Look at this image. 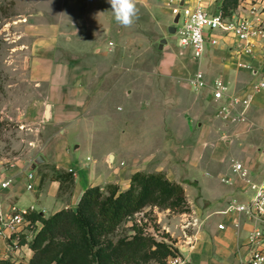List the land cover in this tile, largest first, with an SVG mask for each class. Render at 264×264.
<instances>
[{"label": "crops", "instance_id": "obj_1", "mask_svg": "<svg viewBox=\"0 0 264 264\" xmlns=\"http://www.w3.org/2000/svg\"><path fill=\"white\" fill-rule=\"evenodd\" d=\"M52 1L26 0V6L22 11L26 15L24 18H28V20L40 19L42 22L48 23L61 20L76 21L77 12H71L65 14V16L60 12L57 13V10L54 9L55 4ZM90 1L86 0L84 3L89 6ZM107 2L108 0H96V5L102 7V14L95 19L103 26L99 31L98 39H102L104 31H108L112 27V24H109L108 21V14L106 16L104 14L105 10L109 12L105 8ZM220 2L221 0L216 1L219 7ZM111 14L113 18V13L111 12ZM232 15L235 18L246 19L252 23L261 22L264 27V0H241ZM84 17L85 20H90L88 10ZM60 34L62 33L57 28H53L51 24L35 25L33 27L28 34L32 41L27 48V65L31 70L29 82L33 83H30V86L35 93L22 95L17 103L12 102L0 109V121L15 120L18 126L22 127L20 129L27 128L35 134V137L27 141L25 149H28V152L25 156L17 157L16 161L6 165H3L0 161V182L10 181L7 187L0 189L1 209H7L11 204L18 207L33 205L37 212L44 217H48L62 208L76 206L82 192L89 186L105 185L106 183L116 184L118 176L121 174V169L116 168L114 170L113 167H109L103 161V157L106 156L108 160L109 155L108 152L104 151L105 148H101V153H103L101 162L106 166V169L100 171L97 169L99 162L97 158L93 159L94 167L90 166L87 162L89 159L86 158L87 161L77 159L66 147L67 144L63 142L64 132L75 126V124L87 120L90 109L86 110L87 113L85 114L81 110L79 111L80 107L81 109L87 107L86 102L88 100L82 89L71 96L66 91L65 84L64 89L61 87L57 91V85H61L62 81L67 80L66 70L70 67L66 63L61 64L62 62L57 58L56 46ZM87 36H90V34L87 33ZM219 36L218 45L206 48L203 56L198 59L192 58L186 51L185 53L182 52L183 56L176 57V61L171 63V74L176 78L186 79L191 73L201 71L208 82L216 77L224 79L232 92L246 87L252 76L245 69L238 67L237 63L239 61L251 63L258 71L264 69V35L252 36L248 40L247 48L251 51L250 55L245 54L244 42L237 40L232 35ZM98 39H96V42L98 41L96 45L101 43ZM101 48L102 46H98L95 51ZM106 48H111L108 43ZM85 68V66H82V69ZM74 81L76 82L77 78L73 79ZM183 85L193 92H189L192 97L190 106L188 105L187 109H183L178 113L176 118L171 117L170 119L167 115V122L171 123L181 119L180 121L184 123L182 134H184V137L192 136V141H189L186 145V149H191L192 152L188 161L195 163L206 154V157H208L207 165L213 167L205 172L208 177L201 180L188 179V176L184 179H171L162 167L152 166L149 161H135L131 166L125 165L123 168V170L129 171V176L119 189L123 190L128 187L129 177L134 171L164 172L170 180H174L183 186L189 207L187 214L194 218L196 223L194 227L183 231L181 228V222L184 219L183 214H179V222H171L173 219L163 218L156 207L144 208V211L152 210L157 214L158 224L164 232L169 234L168 242L174 247H179L182 254L192 264H237L248 253L246 237L248 232L257 225V222L241 213H223L221 211L225 210L231 200L237 202L248 201L253 196L250 182H264V89L254 95L245 121L225 123L221 120L224 124H219L218 128L216 125L218 102L212 99L210 88L205 87L198 89L199 92H195L196 90L187 84L183 83ZM61 90L62 93H60ZM174 98L178 102L180 101L179 96ZM188 98L190 99V95H187L186 99ZM48 104L50 105L48 118L50 122L42 124L44 120H48L44 118L46 105ZM188 113L190 114L188 115ZM193 121L196 123V129L191 127ZM58 131L60 138L55 142V151L51 152L50 156L46 155L44 142L50 136H55ZM215 131L218 134L219 131L222 134H227L224 135L225 144L229 142V145H233L239 156L237 159L231 158L228 162L230 175L224 173L225 170L220 163L221 157L219 155L209 156L206 153L210 146L215 145L214 142L210 141L212 139L211 134L213 135ZM79 147H74V152ZM105 150L112 151L116 159L114 148L107 146ZM38 155L44 157L43 164L41 163L43 166L51 164L56 168L74 172V184L69 191L60 193V183L58 181L49 178L42 179V173L47 170L40 172V164L34 170L31 169L32 163ZM234 160L239 161L245 167L246 176H241L240 173L233 171L232 161ZM151 167H154L153 170H148ZM30 172L33 173L32 180L27 178ZM28 184L31 185V188H28ZM188 188L193 190L190 191ZM233 219L239 221L238 228L232 226ZM219 223L224 224V229L217 227ZM177 224H179V228H177ZM35 225L39 226L40 223L37 222ZM25 234L24 238L29 242L33 236L29 235L28 229ZM4 248L5 244L2 243L0 256L3 254ZM31 256L32 250L28 248L27 244H20V247L13 251V257H18L20 260L27 261Z\"/></svg>", "mask_w": 264, "mask_h": 264}, {"label": "rangeland", "instance_id": "obj_2", "mask_svg": "<svg viewBox=\"0 0 264 264\" xmlns=\"http://www.w3.org/2000/svg\"><path fill=\"white\" fill-rule=\"evenodd\" d=\"M25 1L0 0V109L12 102L17 103L22 95L35 93L30 86L32 82H29L31 70L27 65V48L32 39L28 34L35 25L51 24L62 33L57 40V58L61 64L70 66L66 70L67 80L57 85V91L61 87L64 89L65 84L66 91L71 96L82 89L88 100L87 107H80L79 111L85 114L86 110L90 109L87 120H83L85 124L83 121L75 124L63 135V142L77 159L87 161L88 158V165L94 167L93 159L97 158V169L104 171L106 166L101 162V148H114L116 159L113 157L112 161H108L105 156L103 161L114 170L121 169L116 182L118 187H121L129 176V171L123 168L125 165L131 166L135 161H149L152 166L162 167L171 179H184L188 176V179L201 180L208 177L205 172L213 167L207 165L206 154L195 163L188 161L192 152L191 149H186V145L192 141V136L184 137L182 134L184 123L181 119L167 122V115L170 119L176 118L178 113L190 106L192 97L189 92L193 93L183 85H188L187 79L176 78L170 71L171 63L176 61V57H182V52L185 53V50L177 46L174 36L167 31L173 19L171 9L156 1L137 0L139 18L131 27H122L115 22L114 17L112 18L111 5L107 2L105 8L109 12L105 10L104 14H108L112 27L104 31L102 39H98L103 26L95 19L102 14V7L96 5V0H91L89 6L84 3L86 0H53L57 13L65 16L77 12L78 17L76 21L61 20L50 23L24 18L26 15L22 11L26 6ZM87 10L90 20H85L84 17ZM87 33L90 36H87ZM96 39L101 43L96 45ZM161 39L166 42L159 48ZM109 42H112V45L107 49ZM98 46L102 48L95 51ZM210 47L207 45L206 48ZM82 66L86 68L82 69ZM76 78L73 86V79ZM187 95H190V99H186ZM177 96L179 102L174 98ZM49 122L50 119L44 120L42 124ZM221 123L224 124L217 117L218 128ZM191 127L196 129L194 121L191 122ZM20 128L22 127H19L15 120L1 122L0 161L3 165L16 161L17 157L25 156L28 152V149H25L27 141L35 137L29 129ZM224 135L227 134H222L221 131L219 134L217 131L211 134L210 141L215 145L210 146L206 153L209 156L219 155L224 173L230 175L228 162L231 158L237 159L239 156L233 145H229V142L225 144ZM58 138L59 131L44 142L46 155L50 156L51 152L55 151L54 145L56 146ZM75 146L80 147L74 152ZM105 149V152L113 154ZM234 162L239 161L234 160L232 164ZM42 164L39 165L40 172L48 170V165L51 166ZM184 183L188 184L185 181ZM69 190L65 189L64 192ZM156 208L163 218L173 219L171 222H179V214H187V211ZM157 217L152 210L143 209L122 223L110 237L116 240L131 236L139 230L168 241L169 234L161 229ZM163 261L153 259L139 264H163Z\"/></svg>", "mask_w": 264, "mask_h": 264}, {"label": "trees", "instance_id": "obj_3", "mask_svg": "<svg viewBox=\"0 0 264 264\" xmlns=\"http://www.w3.org/2000/svg\"><path fill=\"white\" fill-rule=\"evenodd\" d=\"M240 1L221 0V14L232 16ZM41 178L58 181L60 193L74 184L72 170L54 165H48ZM148 206L189 211L180 183L162 171L137 170L131 173L126 189L120 190L114 183L87 187L76 211L62 208L48 217L37 211L30 213L27 218L36 226V232L29 242L24 237L19 242L27 244L32 256L27 261L0 257V264H139L153 259L166 264L172 254V245L167 241L139 230L116 240L110 237L122 223Z\"/></svg>", "mask_w": 264, "mask_h": 264}, {"label": "built area", "instance_id": "obj_4", "mask_svg": "<svg viewBox=\"0 0 264 264\" xmlns=\"http://www.w3.org/2000/svg\"><path fill=\"white\" fill-rule=\"evenodd\" d=\"M171 9L174 17L179 13V20L175 24L174 39L177 46L192 58H200L205 53L207 45L215 47L219 43V35H232L237 40L245 43L246 55H250L247 48L248 40L252 36H263L264 27L261 22L252 23L246 19L223 16L217 0H152ZM182 2V5L180 4ZM109 46L112 42H109ZM237 66L250 73L252 79L246 87L238 91H230L224 79L216 77L208 82L204 73L195 71L188 75V85L195 90L209 87L212 99L218 102L216 116L225 123H237L246 120V114L252 104L255 94L264 89V69L258 71L251 63L238 62ZM88 159V158H87ZM233 171L246 176L247 171L240 162L233 163ZM28 180L33 179V173L27 175ZM9 180L0 182V189L9 184ZM250 189L253 196L246 202L231 200L228 202L223 213H241L245 217L254 219L257 225L248 232L246 243L248 253L238 264H264V182H250ZM28 188L31 185L28 184ZM36 211L33 205L18 207L11 204L7 209L0 208V246L5 244L3 254L0 257L20 260L13 257V251L20 247V239L26 235H34L36 226L31 223L27 216ZM181 222V228L186 231L196 225L195 219L188 214ZM232 226L239 227V221L233 219ZM219 229H224V224L217 225ZM158 240L167 241L163 237L154 235ZM32 239V238H31ZM168 242V241H167ZM172 254L166 259V264H192L186 258L179 247H171Z\"/></svg>", "mask_w": 264, "mask_h": 264}, {"label": "clouds", "instance_id": "obj_5", "mask_svg": "<svg viewBox=\"0 0 264 264\" xmlns=\"http://www.w3.org/2000/svg\"><path fill=\"white\" fill-rule=\"evenodd\" d=\"M116 23L122 27H131L139 18L137 0H108Z\"/></svg>", "mask_w": 264, "mask_h": 264}, {"label": "water", "instance_id": "obj_6", "mask_svg": "<svg viewBox=\"0 0 264 264\" xmlns=\"http://www.w3.org/2000/svg\"><path fill=\"white\" fill-rule=\"evenodd\" d=\"M180 4L182 5V2H181ZM178 20H179V13H177V14L173 17V19H172V23L167 27V31H168L170 34H172V35L175 33V24L178 22ZM165 42H166L165 39H161V41H160V45H159V48H161V47H162V44L165 43ZM49 111H50V105L48 104V105H46V109H45V113H44V118H45V119H48V118H49ZM75 147H77V146H75ZM113 157H114L113 154H112V153H109V155H108V161H112V160H113ZM43 161H44V157H43L42 155H38V156L34 159V161H33V163H32V166H31V169L34 170L35 167H36L37 165L41 164ZM72 209H73L74 211H76V210H77V207L74 206V207H72Z\"/></svg>", "mask_w": 264, "mask_h": 264}]
</instances>
